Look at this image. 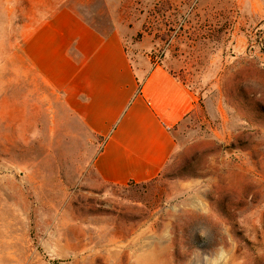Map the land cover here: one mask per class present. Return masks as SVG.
Listing matches in <instances>:
<instances>
[{
  "label": "rangeland",
  "instance_id": "1",
  "mask_svg": "<svg viewBox=\"0 0 264 264\" xmlns=\"http://www.w3.org/2000/svg\"><path fill=\"white\" fill-rule=\"evenodd\" d=\"M61 8L196 94L156 179L100 182L40 99L25 40ZM0 264H264V0H0Z\"/></svg>",
  "mask_w": 264,
  "mask_h": 264
},
{
  "label": "crops",
  "instance_id": "2",
  "mask_svg": "<svg viewBox=\"0 0 264 264\" xmlns=\"http://www.w3.org/2000/svg\"><path fill=\"white\" fill-rule=\"evenodd\" d=\"M24 51L55 125L69 122L72 136L86 132L98 141L91 166L100 182L124 186L160 176L175 150L174 128L196 108L190 87L130 51L120 32H102L70 8L42 21Z\"/></svg>",
  "mask_w": 264,
  "mask_h": 264
}]
</instances>
